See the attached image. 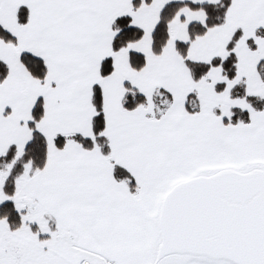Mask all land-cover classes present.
Masks as SVG:
<instances>
[{
	"label": "snow or ice",
	"instance_id": "snow-or-ice-1",
	"mask_svg": "<svg viewBox=\"0 0 264 264\" xmlns=\"http://www.w3.org/2000/svg\"><path fill=\"white\" fill-rule=\"evenodd\" d=\"M0 264H264V0H0Z\"/></svg>",
	"mask_w": 264,
	"mask_h": 264
}]
</instances>
